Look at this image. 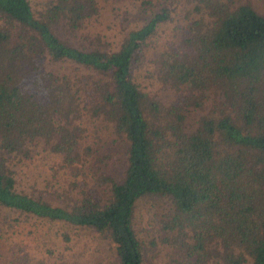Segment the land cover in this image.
I'll return each mask as SVG.
<instances>
[{
    "label": "trees",
    "instance_id": "16d2710c",
    "mask_svg": "<svg viewBox=\"0 0 264 264\" xmlns=\"http://www.w3.org/2000/svg\"><path fill=\"white\" fill-rule=\"evenodd\" d=\"M185 2L180 38L149 72L181 103L162 108L176 140L160 164L159 127L134 70L173 19V0H141L149 18L115 48L83 30L97 0H0V239L36 216L92 228L116 264H145L147 244L159 242L168 247L160 264H264V11L251 0ZM59 63L89 71L82 94ZM82 108L124 139L119 168L100 154L102 137L75 123ZM187 110L197 113L194 129H185ZM42 149L55 156L45 175L25 177ZM144 197L165 202L147 239L134 223Z\"/></svg>",
    "mask_w": 264,
    "mask_h": 264
},
{
    "label": "rangeland",
    "instance_id": "374dc122",
    "mask_svg": "<svg viewBox=\"0 0 264 264\" xmlns=\"http://www.w3.org/2000/svg\"><path fill=\"white\" fill-rule=\"evenodd\" d=\"M35 8H41L45 0H30ZM99 10L95 16L91 17L85 33L101 38L102 45L105 47L118 46L120 40L128 29L142 24L149 18V11L140 6L141 0H97ZM185 0H173L175 11L173 19L165 21L158 27L157 33L151 42L144 48L141 61L135 67L134 73L139 85L147 97L145 102V114L148 116L150 125L159 127L157 130V156L160 164L165 163L172 157L174 146L170 145L171 141L176 140L175 136L169 133L170 128L166 124L168 117L163 115V106H173L181 104L179 92L171 84L165 85L162 80L150 76L149 72L155 67L154 60L163 50L164 46L171 41H178L181 33L178 26L185 23L181 16L182 7ZM248 1V0H242ZM252 4L259 11H264V0H251ZM186 3V2H185ZM180 5L178 8L177 6ZM190 7V4H189ZM186 8V7H185ZM172 44V43H170ZM56 70L60 74L67 73L72 88L77 94H82L81 86L86 84L89 79V71L78 69L66 63H59ZM84 102L80 104L83 105ZM209 102L206 103V107ZM83 113L76 120H83L84 126L87 127L86 134L90 139L102 137V153H110L112 158L110 166L117 169L122 162L117 158V152H121L124 146V139L121 135L113 132L111 124L103 121L101 117L93 114L91 109L81 110ZM79 111V113H81ZM152 112V114H151ZM196 111H186V127L194 129L196 125ZM160 132L166 136L164 138ZM174 144V143H173ZM40 154H33L32 158L21 171L27 177L34 172L38 177L48 169V162L55 158L47 150H40ZM103 167L105 165L103 164ZM93 168H90L89 182L96 180L93 178ZM93 175V176H91ZM40 178V177H39ZM97 183V182H96ZM165 204L164 200H151L149 197L141 198L136 203L134 223L136 229H141L144 238L147 239L146 233L152 230V225L157 221L158 215ZM0 239V264H37L43 260L46 264H116L115 255L110 250L108 241L99 235L95 230L83 225H74L60 220H50L31 216L22 220L19 226L14 230L3 231ZM155 232L151 233L154 234ZM147 236V237H145ZM168 247L165 244L156 245L147 244L144 252L145 264H160V260L166 256ZM50 251V252H49Z\"/></svg>",
    "mask_w": 264,
    "mask_h": 264
}]
</instances>
